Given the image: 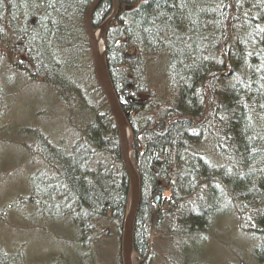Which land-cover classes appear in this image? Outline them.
<instances>
[{
    "label": "trees",
    "instance_id": "obj_1",
    "mask_svg": "<svg viewBox=\"0 0 264 264\" xmlns=\"http://www.w3.org/2000/svg\"><path fill=\"white\" fill-rule=\"evenodd\" d=\"M91 2L0 0V119L14 74L23 84L40 83L59 102L53 117L37 106L43 122L48 116L62 130L30 128L41 165L29 185L38 216L73 230L75 252L67 253L73 264H95L99 229L110 223L120 234L129 201L117 130L84 32ZM118 4L104 34V59L123 98L139 178L134 252L145 253L151 227L178 221L167 228L184 240L177 264H188L184 245L199 241L220 213L238 211L257 241L253 258L264 264V0ZM112 6L99 1L93 28ZM126 51L135 60H126ZM20 262L22 252L0 248V264Z\"/></svg>",
    "mask_w": 264,
    "mask_h": 264
},
{
    "label": "rangeland",
    "instance_id": "obj_2",
    "mask_svg": "<svg viewBox=\"0 0 264 264\" xmlns=\"http://www.w3.org/2000/svg\"><path fill=\"white\" fill-rule=\"evenodd\" d=\"M110 15L111 13L107 16ZM101 46L102 42L99 43L100 48ZM126 52L130 59L136 58L134 53ZM154 77V83L161 82L159 74L154 73ZM158 85L162 90V86ZM10 89L11 95L5 99L7 104L5 103L0 119V248L16 256L22 252L25 262L19 264H73L67 254L75 252L71 248L73 230L66 222L50 224L38 216L29 185L30 177L41 165L33 157L30 128L41 124L48 132L53 128L56 132L62 130V127H54L48 116L43 122L44 117L40 116L43 114L37 111V106L41 105V109L46 112L53 110L50 112L53 117L58 114L60 104L46 87L37 82L23 84V80L16 74L13 75ZM37 96L42 98L37 99ZM46 96L52 99L49 104H43ZM27 97L29 101L32 99L31 102L23 104ZM162 195L169 196V191L165 190ZM155 196L153 195L151 201L158 205L161 200L159 198L154 202ZM33 199L35 200L34 195ZM240 214L238 211L220 213L199 241L193 244L191 241V245L188 242L183 244L185 250L189 246V253L185 252L188 255H183L188 264H261L253 258L257 241L247 234V227ZM186 224L187 227L190 226V223ZM172 225L179 226V222L175 221L166 226L160 221L157 229L151 227L145 253L137 256L132 250V264H177L181 255L179 247L184 240L176 232L171 233L168 230L167 227ZM99 232V239L92 247L95 264H121L122 227L118 234L116 228L107 223Z\"/></svg>",
    "mask_w": 264,
    "mask_h": 264
},
{
    "label": "water",
    "instance_id": "obj_3",
    "mask_svg": "<svg viewBox=\"0 0 264 264\" xmlns=\"http://www.w3.org/2000/svg\"><path fill=\"white\" fill-rule=\"evenodd\" d=\"M99 1L100 0H92V2L85 11L83 17V25L84 31L90 43L95 77L97 83L99 84L103 92V95L106 99L109 108V112L116 126L120 145L121 163L129 180V204L123 220L120 251L121 264H132L131 255L133 250V226L135 215L139 205V180L136 170L131 161V149L129 148L128 144L129 130L126 116L120 108V103L123 102V98L119 97L117 99L116 94L113 90V86L104 61L105 45L103 44L102 48H99V41L101 38H103L107 24L116 13L118 1L114 0L111 15L107 17L98 27V37H96V31H94L91 26V16L94 8L97 6Z\"/></svg>",
    "mask_w": 264,
    "mask_h": 264
},
{
    "label": "bare ground",
    "instance_id": "obj_4",
    "mask_svg": "<svg viewBox=\"0 0 264 264\" xmlns=\"http://www.w3.org/2000/svg\"><path fill=\"white\" fill-rule=\"evenodd\" d=\"M95 35H96V37H98V34H97V32H96V34H95ZM204 102H206V99L204 100ZM204 107L206 108V105H205V103H204ZM215 218H216V217H215ZM215 218H214V219H215Z\"/></svg>",
    "mask_w": 264,
    "mask_h": 264
}]
</instances>
